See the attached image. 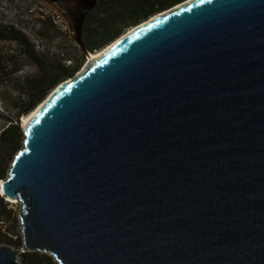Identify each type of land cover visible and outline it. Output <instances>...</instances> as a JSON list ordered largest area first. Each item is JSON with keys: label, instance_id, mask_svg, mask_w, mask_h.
Instances as JSON below:
<instances>
[{"label": "water", "instance_id": "95a60500", "mask_svg": "<svg viewBox=\"0 0 264 264\" xmlns=\"http://www.w3.org/2000/svg\"><path fill=\"white\" fill-rule=\"evenodd\" d=\"M47 1L89 57L97 0ZM182 1L61 81L22 127L0 179L22 248L0 245V264L19 252L264 264V0Z\"/></svg>", "mask_w": 264, "mask_h": 264}, {"label": "trees", "instance_id": "16d2710c", "mask_svg": "<svg viewBox=\"0 0 264 264\" xmlns=\"http://www.w3.org/2000/svg\"><path fill=\"white\" fill-rule=\"evenodd\" d=\"M179 1L97 0L95 7L86 15L83 21L82 40L84 45L89 52L99 50L122 34L126 29ZM44 20L49 22L46 18ZM71 31L72 37L73 30L71 29ZM0 39L15 41L21 45L23 52L28 54L34 61L38 71V75L27 78L24 87L21 88L26 94V99L22 101L18 112L32 110L50 89L77 72L82 63V53H79L80 58L74 63L71 62V64L66 65L64 62L66 58H59L54 46H43L41 51L36 50L30 37L12 25L7 26L0 23ZM46 53L55 55L51 58H45L41 55ZM7 121L9 123L8 126L0 131V150L2 149L4 151L3 154L9 157L13 153L14 146L19 137V127L17 120H15V124H13L12 120ZM4 174L5 168L1 166L0 178ZM8 241L11 240L8 239ZM21 258L24 264L50 263V256L39 252H24L21 254Z\"/></svg>", "mask_w": 264, "mask_h": 264}, {"label": "rangeland", "instance_id": "374dc122", "mask_svg": "<svg viewBox=\"0 0 264 264\" xmlns=\"http://www.w3.org/2000/svg\"><path fill=\"white\" fill-rule=\"evenodd\" d=\"M53 7L60 13L68 27H70L71 25L61 5H53ZM21 15L22 17H17L15 19L18 22L17 24L25 28V30L31 34L39 37V39L41 38L44 47L54 46L58 52L59 58H66V60H70L72 63L80 58L79 53L82 52L74 41L73 36L71 37L72 31L64 34L53 27L48 21L40 18L37 14L29 17L28 14L22 12ZM71 29L72 28H70V30ZM11 51L14 53H11ZM60 53H62V55H60ZM41 55L45 58H51L55 54L46 53ZM85 61L86 58L83 54L80 68ZM37 75V67L28 54L25 53V56L22 57L18 53L17 44L6 39H0V131L8 126L9 123L7 120H12L13 124H15V120H17L19 127V137L14 146L13 153L7 157L6 154H3L4 151H2V149L0 150V167L3 166L5 168V174L0 179L6 176V172L14 154L22 146V118L29 111L18 112L22 101L26 99V94L21 88L24 87L27 78ZM55 87L50 89L43 99H45ZM0 197V245H7L12 249L20 251L22 248V238L20 230L21 225L17 215L19 202H9L3 196L0 195ZM8 239L11 241H8ZM21 254V252L17 254V261L19 264H24ZM49 264L58 263L50 257Z\"/></svg>", "mask_w": 264, "mask_h": 264}, {"label": "built area", "instance_id": "2783aa9c", "mask_svg": "<svg viewBox=\"0 0 264 264\" xmlns=\"http://www.w3.org/2000/svg\"><path fill=\"white\" fill-rule=\"evenodd\" d=\"M53 5H59L56 2H50L47 0H0V23L7 26L12 25L23 32H25L33 42L36 50L41 51L43 49V43L41 38L31 34L25 28L18 25L17 17H22L21 13L28 14L29 17L32 15H39L42 19H47L53 27L57 28L60 32L69 33L70 27L63 20L59 12H57ZM60 6V5H59ZM17 44L15 41H11ZM18 45V53L24 57L25 53L22 50L21 45ZM11 53H14L11 51ZM66 64H70V60H64ZM6 69V68H5Z\"/></svg>", "mask_w": 264, "mask_h": 264}, {"label": "bare ground", "instance_id": "6f19581e", "mask_svg": "<svg viewBox=\"0 0 264 264\" xmlns=\"http://www.w3.org/2000/svg\"><path fill=\"white\" fill-rule=\"evenodd\" d=\"M190 1H192V0H184V1H182V3H180L179 5H176V6L178 7L180 5L187 4ZM174 8H176V7H174ZM170 10H172V9L164 10V11H162L160 13L155 14L154 16L152 15V16H150L151 18L148 19V20L149 21L154 20L155 18H157V17H159V16H161L163 14H166ZM146 22H148V21L145 20V23L144 22H141L140 24H137L135 27L132 26V28H128L127 31L126 32H123L122 35L117 40L113 41L112 43L104 46L103 48H101V49H99L97 51L92 52L91 55L89 57H87L86 58V61L83 63L82 70L84 68H86L88 65H90L94 60H96L102 53H104L106 50H108L109 48H111L112 46H114L117 42H119L120 40H122L123 38H125V36L131 34L135 30H137L138 28H140L141 26H143L144 24H146ZM41 104L42 103L39 102L32 110H30L27 114H25L23 116V118H22V127H24L27 124V122L35 114V112L38 110V108H40ZM6 200L9 201V202H17L16 200H8V199H6Z\"/></svg>", "mask_w": 264, "mask_h": 264}]
</instances>
